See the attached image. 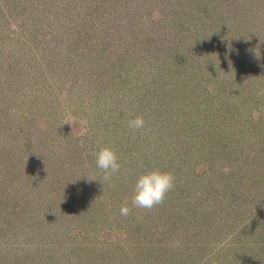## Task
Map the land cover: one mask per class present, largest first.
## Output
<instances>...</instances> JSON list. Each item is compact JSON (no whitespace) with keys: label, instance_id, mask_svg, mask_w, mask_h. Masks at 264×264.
Returning a JSON list of instances; mask_svg holds the SVG:
<instances>
[{"label":"rangeland","instance_id":"rangeland-1","mask_svg":"<svg viewBox=\"0 0 264 264\" xmlns=\"http://www.w3.org/2000/svg\"><path fill=\"white\" fill-rule=\"evenodd\" d=\"M225 85L235 99L206 92ZM104 145L121 164L110 180L94 155ZM155 168L174 188L132 207ZM260 256L264 0H0V264Z\"/></svg>","mask_w":264,"mask_h":264},{"label":"clouds","instance_id":"clouds-1","mask_svg":"<svg viewBox=\"0 0 264 264\" xmlns=\"http://www.w3.org/2000/svg\"><path fill=\"white\" fill-rule=\"evenodd\" d=\"M154 19H159V14L154 13ZM254 116L256 113L253 114ZM84 125L87 121L83 122ZM127 126L132 132L142 130L145 126L143 115H136L128 120ZM88 128L83 126L81 135H86ZM96 166L103 172L104 180H110L113 175L121 170L119 156L117 151L110 145H104L99 148L95 154ZM175 186V177L170 171H161L158 168L146 171L140 175L135 183L131 205L134 208H143L151 210L153 207L162 204L167 194ZM131 211L127 201L121 206L120 214L127 216ZM230 239V237H229ZM227 243V240L224 241Z\"/></svg>","mask_w":264,"mask_h":264},{"label":"trees","instance_id":"trees-1","mask_svg":"<svg viewBox=\"0 0 264 264\" xmlns=\"http://www.w3.org/2000/svg\"><path fill=\"white\" fill-rule=\"evenodd\" d=\"M180 25V24H179ZM182 28H184V26H182ZM185 29H183L179 34H177L176 36H177V38L179 39V40H182V38L184 39V38H186V34H185ZM187 33V32H186ZM180 43V42H179ZM178 43V44H179ZM187 80H188V78H186V79H182L181 81H179L180 82V85H182L183 84V87H181V88H179V92H184V91H188V88L186 87V85L185 84H188V82H187ZM183 81H186V82H183ZM167 84V83H166ZM165 84V85H166ZM192 85V84H191ZM206 91V90H205ZM227 91H228V85H225V86H223L222 88H221V90H219L218 88H217V86H214V88L211 90V91H209V90H207L206 92L207 93H210V94H215V95H218V96H223V97H225V98H229V97H234V99L236 98L235 97V95L234 94H232V95H229V96H224L226 93H227ZM176 98H179L178 96H176V94H172L170 97H169V95L167 94H164L163 96H162V98H161V100H160V104L162 105V107H167V108H169L171 105H172V103H174V105H177L176 104V101H175V99ZM254 212V211H253ZM253 215V214H252ZM252 217V216H251ZM248 219H250V218H248ZM241 260V259H240ZM247 262H248V264H249V261H248V259L246 260ZM238 262H241V261H238ZM257 263V264H264V256H260L259 257V259L257 260H255V261H253V264L254 263ZM233 264V263H232ZM240 264H242V263H240Z\"/></svg>","mask_w":264,"mask_h":264}]
</instances>
